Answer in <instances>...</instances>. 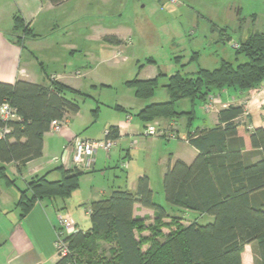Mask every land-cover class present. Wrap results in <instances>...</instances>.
Instances as JSON below:
<instances>
[{"label":"trees","instance_id":"16d2710c","mask_svg":"<svg viewBox=\"0 0 264 264\" xmlns=\"http://www.w3.org/2000/svg\"><path fill=\"white\" fill-rule=\"evenodd\" d=\"M66 1L49 0L53 6ZM257 19V15L252 17V25ZM14 21L16 27L23 23L19 16ZM23 31L36 37L27 28ZM220 36L225 42L227 35ZM227 39L230 41L229 35ZM238 44L236 55H243L246 62L234 65L222 60L217 69H199L193 75L184 73L183 65L168 77L169 101L147 105L137 118L147 124L186 116L191 126L194 110L179 112L177 103L188 100L193 106L199 100L206 105L211 96L226 89L259 91L264 84V30H251ZM181 59L176 62L181 63ZM193 59H198V53ZM162 76L165 74L144 81L131 80L128 86L136 97L148 99ZM47 81V85L20 79L14 84L0 82V109L8 103L15 113V118L7 122L0 113V175L8 184L15 181L7 176L6 165L21 168L41 158L44 136L52 122H65L68 114L79 113V99L86 96L52 77ZM244 114V106L229 105L219 110L217 126L188 136L189 144L199 152L194 161L187 164L170 160L164 174L166 201L182 214L189 211L210 215L213 223L184 225L181 217L168 215L154 202L150 180L144 175L138 178L135 193L117 189L90 204V229L83 231L74 226L66 233L64 240L71 254L56 264H243L242 255L251 244L254 264H264V129L251 130L243 120ZM5 129L9 133L5 134ZM107 130L108 138L116 140L115 127ZM59 170L63 176L60 181H50L46 174L20 191L17 206L23 217L37 202L65 201L79 187L83 169L72 165L67 171L63 167ZM135 205L153 212L156 218L152 226H145V219L134 216ZM169 218L171 224L165 223ZM165 227L168 234L162 231ZM145 230L151 236L140 237Z\"/></svg>","mask_w":264,"mask_h":264},{"label":"rangeland","instance_id":"374dc122","mask_svg":"<svg viewBox=\"0 0 264 264\" xmlns=\"http://www.w3.org/2000/svg\"><path fill=\"white\" fill-rule=\"evenodd\" d=\"M234 1L243 4V15H237L235 6L230 8L232 22L229 34L234 43H239L241 37L248 36L251 30H264L263 17H259L255 25H252V18H246L250 13L264 14V0H71L62 7L67 9V15L58 35L46 42H39L34 48L46 54L52 48L66 50L72 45L73 49L66 55L67 62L35 65L31 71L39 78H34V81L47 83L52 76L63 78L68 87L85 94L79 99L80 111L71 124L77 132L74 131V135L101 141L105 138L106 130L116 125L112 123L126 119L127 113L134 117L135 122H139L137 114L143 105L168 102V77L181 70L183 65L186 66L182 71L193 75L199 69H217L222 60L234 65L246 62L243 55H236L234 43L216 42L218 33L213 28L220 22L204 17V14H208L211 18L213 13ZM107 35H113L117 40L107 41ZM195 53H198V59L192 60ZM177 58H182L181 63L176 62ZM160 74L165 76L158 78L153 96L148 99L136 97L134 90L128 86L131 80L154 79ZM203 106L199 100L193 106L190 101L184 100L177 103L176 109L179 112L194 110L193 122L198 123L214 115H208ZM171 121L177 122L178 130L170 131L168 128L166 132L167 127L155 123L160 134L145 136L143 129L140 137L127 143L125 150L119 151V147H114L111 150H114V157L107 168H103L104 173L97 170L84 175L72 196L66 202L60 200L62 206L66 204L61 213L73 224V221H78L80 230L88 231L91 227L89 201L99 189L105 188L111 192L113 187L122 186V189L128 190L139 176L145 175L150 180L154 202L162 206L168 215L181 217L184 225L213 223L214 217L210 215L194 212L182 214L166 201L163 179L168 163L176 153L185 154L191 148L181 140L188 118L181 116L166 120ZM170 134L176 136L170 137ZM125 151L131 153L130 158L125 160L128 168L122 166L123 162L118 156L119 152L123 155ZM155 218L153 215L151 219H145V226H152ZM164 222L171 224V219ZM162 231L169 233L168 227ZM139 234L144 238L151 236L148 230ZM102 246L104 250L109 248L103 243ZM147 248L144 247V250Z\"/></svg>","mask_w":264,"mask_h":264},{"label":"crops","instance_id":"0c3cea01","mask_svg":"<svg viewBox=\"0 0 264 264\" xmlns=\"http://www.w3.org/2000/svg\"><path fill=\"white\" fill-rule=\"evenodd\" d=\"M70 2L71 0H68L59 6H53L49 0H0V82L14 84L20 79L36 84H48V82L37 83L34 81V78H39V76L34 74L31 69L35 68L37 64L45 66L50 62H67L68 57L66 55L70 49H73V46H68L66 50L52 48L49 53L50 55L41 53V51H38L34 47L39 42H46L58 35L67 15V9L62 7H65ZM234 6L237 9V15H243V4L237 1L229 2L219 12L216 14L213 13L212 15L214 17L209 18L208 14H204V17L210 21L220 22V24L215 25V31L218 33L217 43H234L232 36L229 34L232 22L230 8ZM254 15H257L258 19L259 17H263L262 19L264 20V14L262 13H250L245 17L248 20ZM16 16H19L23 21L22 24L19 23V27L15 26L14 19ZM26 28L36 37L25 35L23 30ZM221 33L227 36L229 35L231 38L230 41H228L227 36L224 37L225 42L221 41ZM107 36L112 37L113 35ZM244 38L243 36L240 40ZM117 42L120 43L119 41ZM29 47H33L34 49H30ZM29 50L30 52H28ZM52 78L64 83L63 78L60 79L54 76ZM233 91L232 89H226L216 95L220 96V104L222 106H219L216 112L208 114H214L213 116H208V119L199 121L198 123L193 122L191 126L187 125L185 132L181 135V140L191 148H188L185 154L176 153L170 159L171 162L182 160L187 164H191L199 152L189 144V134H193L197 130L202 131L217 126L219 123L218 111L229 105L244 106L245 114L243 120L249 125L251 130L257 128L264 129V86L259 91L247 93H239L234 89ZM146 106L143 105L139 110H142ZM204 106L202 108L203 110ZM77 114L67 115L65 123L68 125V129L63 130L61 135L55 137L47 133L44 136L43 156L41 158L31 161L21 168L15 164L6 165V174L11 180L15 181L14 183H6L0 175V264H56L58 262L55 242L59 228V218L64 217L68 219V217H65L59 211L63 203L60 200L53 201L49 199L39 201L24 217L17 203L20 198V191L26 189L28 183L33 179L41 178L49 174L48 180L52 178L50 181H60L63 176L59 168L63 167L67 171L72 167L71 160L64 165L55 162L53 158L60 157V153L63 152L64 147L70 142L76 132L71 124L75 121L74 118ZM137 120L139 122H135L134 117L127 113L126 119L112 123L116 125L110 126L115 127L117 131L116 147H119V151L125 150L124 148H127L125 146H127L130 140L132 141L140 137L143 129L150 125L154 126L155 123L161 124L164 128L167 127L166 132L169 131L168 128L171 129L170 131L178 130L176 121L166 122V120H156L153 123L146 124L141 122L140 119ZM177 132L179 134V131ZM113 151L107 154L106 151L99 150L93 168L85 172L86 174L84 173L81 176L80 181L84 175L94 173L97 170L104 173L103 168H107L106 166H108L114 157ZM118 154L121 162H123L122 166L128 168L129 164L125 163V160L130 158L131 153L125 151L123 155L121 152ZM103 175L105 176V174ZM117 189H122V186L117 188L113 187L111 192L105 190V188L99 189L92 201H89L90 204L91 202L100 201L110 196ZM128 190L135 193L137 190V182L134 185H130ZM80 203L82 204L81 201ZM64 207L66 208V204ZM187 213L190 212L186 211L185 214ZM153 215L151 210L145 209L140 205H135L134 207L135 217L151 219ZM73 222L76 229L81 228L78 221ZM253 247L254 244L246 246L242 255L243 264H254Z\"/></svg>","mask_w":264,"mask_h":264},{"label":"built area","instance_id":"2783aa9c","mask_svg":"<svg viewBox=\"0 0 264 264\" xmlns=\"http://www.w3.org/2000/svg\"><path fill=\"white\" fill-rule=\"evenodd\" d=\"M176 2V0H173ZM234 48H238L239 44H233ZM264 86V84H263ZM221 103L220 96H211L204 106L205 112L208 114L214 113L218 109V105ZM1 117L4 121H9L15 118V113L8 103H4L0 109ZM68 129V125L63 121H54L51 124L49 134L61 135L63 130ZM4 133H9L8 129L4 130ZM110 132L106 130L105 138L101 141H94L89 139H83L79 136L73 135L70 142L64 147L63 155L61 157H55L54 161L57 163L66 164L71 160L72 164L78 168L83 169L84 172L92 169L95 164V158L99 150L106 151L107 154L117 146V141L108 138ZM160 134L157 127L150 125L145 128L144 135L153 137ZM170 137L175 135L170 134ZM90 213V210H89ZM74 228V225L67 218H59V228L57 231V237L55 242L56 256L58 259L67 257L71 254L68 245L65 243V235Z\"/></svg>","mask_w":264,"mask_h":264}]
</instances>
